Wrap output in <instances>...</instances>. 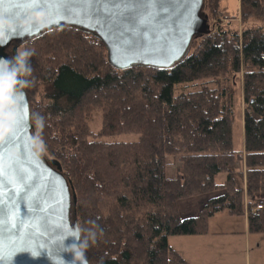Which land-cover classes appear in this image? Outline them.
I'll use <instances>...</instances> for the list:
<instances>
[{"label":"trees","instance_id":"1","mask_svg":"<svg viewBox=\"0 0 264 264\" xmlns=\"http://www.w3.org/2000/svg\"><path fill=\"white\" fill-rule=\"evenodd\" d=\"M221 1L204 0L203 13L225 24L193 38L188 54L167 68L119 70L97 36L68 25L15 45L35 49L34 87L26 91L30 112L45 119L43 157L56 160L71 182L76 223L95 220L103 229L86 253L90 264H188L167 238L203 235L219 212L245 214L248 231L264 233V0H238L240 34L237 14H227ZM192 83L194 90L174 93ZM94 111L101 114L97 132L89 127ZM120 134L137 138L97 139ZM214 191L222 193L197 215L180 217L178 200Z\"/></svg>","mask_w":264,"mask_h":264},{"label":"water","instance_id":"2","mask_svg":"<svg viewBox=\"0 0 264 264\" xmlns=\"http://www.w3.org/2000/svg\"><path fill=\"white\" fill-rule=\"evenodd\" d=\"M203 3L204 0H156L154 5L146 6L144 0H96L88 6L86 16H67L38 33L11 39L0 47V58L12 57L15 45L34 39L44 30L68 25L97 36L106 47L109 63L119 70L134 65L167 68L188 54L193 38L209 33ZM3 7L7 10L9 5ZM3 18L14 21L7 15ZM20 18L23 16L17 20ZM30 131V121L21 120L16 146L10 148L19 152L16 166L26 174L30 190H22L14 170L9 171L8 187L3 189L6 230H14L13 224L20 228L19 237L8 239L30 251L16 253L8 264H57L59 256L71 261V256L62 251L61 241L66 225L77 224L72 209L76 201L74 190L56 160L43 156L36 160L25 153L24 140ZM44 219L48 231L38 227ZM29 232L31 238L25 239ZM65 243H71V239ZM12 246L8 242L0 244V252L6 254Z\"/></svg>","mask_w":264,"mask_h":264},{"label":"clouds","instance_id":"3","mask_svg":"<svg viewBox=\"0 0 264 264\" xmlns=\"http://www.w3.org/2000/svg\"><path fill=\"white\" fill-rule=\"evenodd\" d=\"M43 11L29 12L23 18L11 21L0 17V47L5 46L13 38L43 30L49 26ZM35 49L26 45L19 47L10 58H0V144H3L15 131L23 112L24 119L31 122L35 131H30L24 140V151L36 160H40L47 151L43 138L45 119L40 113H31L27 103V89L34 87L33 67L30 59ZM19 157L16 150L5 153L7 161H15ZM88 226L67 224L61 241L62 251L71 256V261L58 257L57 264H90L86 255L103 236L95 220L86 222ZM71 239V243L65 241ZM11 261V260H10Z\"/></svg>","mask_w":264,"mask_h":264},{"label":"snow or ice","instance_id":"4","mask_svg":"<svg viewBox=\"0 0 264 264\" xmlns=\"http://www.w3.org/2000/svg\"><path fill=\"white\" fill-rule=\"evenodd\" d=\"M94 2H96V0H0V17L7 15L9 18L16 21L18 17H24L29 12L43 11L48 18L47 23L50 25L53 23H57L59 20L65 19L67 16H86L88 6L92 5ZM144 3L146 6H150L154 5L156 3V0H144ZM5 4L9 5V8L7 10H5L3 7ZM40 31L41 30L38 29L35 32L29 34L31 35ZM23 119L24 115L22 112L17 123L15 133L11 137H9L3 144H0V244L8 242L13 245L6 254L0 252V264H8V262L18 252L30 251L29 247L15 246V241H10L8 239L10 236L19 237V226L13 224L12 229L14 230H6L8 229V225H6L4 222V218L6 216V206L3 199V189L8 187L7 177L9 171H15L16 181L23 186L22 190L24 192L30 190L28 184L26 183V174L20 171V169L16 166L15 161H7L5 159V153L10 150V148H14L16 146L15 141L19 132V124ZM9 191L11 193H15V189L10 188ZM35 206L39 207V204L35 203ZM38 227L43 229L44 231H48L46 219L42 220ZM31 235V232L27 233L25 239H30ZM32 254L36 255V253Z\"/></svg>","mask_w":264,"mask_h":264},{"label":"crops","instance_id":"5","mask_svg":"<svg viewBox=\"0 0 264 264\" xmlns=\"http://www.w3.org/2000/svg\"><path fill=\"white\" fill-rule=\"evenodd\" d=\"M214 196H217V194L208 193L178 200L177 209L180 217L186 218L197 215L203 204ZM220 213L222 212L209 218L208 229L205 234L180 236L182 238H179L176 242L173 248L181 254L188 264H195V262L226 264L223 260L226 250L245 249L249 246L252 233L248 231L246 215L237 217L240 219V225L232 227L228 225L232 221L231 218H219L217 215ZM198 237H204V240Z\"/></svg>","mask_w":264,"mask_h":264},{"label":"rangeland","instance_id":"6","mask_svg":"<svg viewBox=\"0 0 264 264\" xmlns=\"http://www.w3.org/2000/svg\"><path fill=\"white\" fill-rule=\"evenodd\" d=\"M220 8L225 10V12L229 15L238 16L239 3L238 0H222ZM236 16V17H237ZM238 18V17H237ZM237 18L233 19V23L235 24L237 30L241 27V22L237 20ZM210 19V18H209ZM208 20V19H207ZM208 24L210 28H217L220 25L225 24V19H220L217 16H213L210 20H208ZM235 91H234V105H233V117H232V126H233V143L236 148H238L242 141V110L243 104L241 100V76L239 79H235ZM195 83L187 84V88H181L184 85H177L175 87L174 93L177 94L180 91H191L196 87L193 86ZM198 84V83H197ZM101 125V114L99 111L93 112L91 118L89 120V127L92 132H97ZM137 136L133 134H120L110 137H101L97 138L101 141L105 142H131L135 141ZM173 167L169 169V173H171ZM223 179L222 175H218L216 180L221 182ZM220 195L222 191H214L210 194ZM208 194V193H206ZM198 200V199H196ZM219 218H231L228 225L235 227L240 225V219L236 216L230 217L225 212L217 215ZM195 236V235H194ZM182 238L180 236H169L167 238L168 244L173 248L176 245V242ZM191 238V237H189ZM204 240V237H198ZM249 247V248H248ZM247 248H235L234 250H226L224 252L223 260L226 264H264V233H252L249 246ZM231 255V257H230ZM195 264H204L200 262H195Z\"/></svg>","mask_w":264,"mask_h":264},{"label":"built area","instance_id":"7","mask_svg":"<svg viewBox=\"0 0 264 264\" xmlns=\"http://www.w3.org/2000/svg\"><path fill=\"white\" fill-rule=\"evenodd\" d=\"M237 20L240 22V18H239V10H238V18ZM218 27L217 28H210V31L209 33L211 34H214L216 31H217ZM240 30L241 29H238V33L240 34ZM263 208V204L262 203H259L255 206V209H262Z\"/></svg>","mask_w":264,"mask_h":264}]
</instances>
